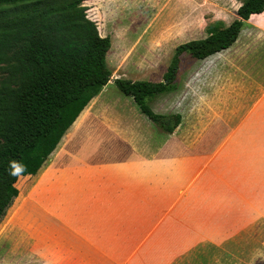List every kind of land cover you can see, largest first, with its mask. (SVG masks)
Segmentation results:
<instances>
[{"label":"crops","instance_id":"0c3cea01","mask_svg":"<svg viewBox=\"0 0 264 264\" xmlns=\"http://www.w3.org/2000/svg\"><path fill=\"white\" fill-rule=\"evenodd\" d=\"M213 20L221 21L215 14ZM206 26L203 14L186 32L204 33ZM259 49H264V11L250 16L230 48L207 58L213 59L208 66L214 72L201 74L203 80L219 92L226 78L255 68ZM224 54L228 58L217 64ZM254 96L261 101L247 114L258 109L264 114V83ZM262 122H240L220 137L164 135L142 144L144 149L117 137L107 140L109 147L101 143L103 148L86 169L54 171L53 183L60 185L55 206L64 220L60 224L69 222V242L88 245V256L101 259L99 264L110 260L115 264H256L264 260ZM258 129L262 130L259 137ZM67 187L70 202L64 196Z\"/></svg>","mask_w":264,"mask_h":264},{"label":"rangeland","instance_id":"374dc122","mask_svg":"<svg viewBox=\"0 0 264 264\" xmlns=\"http://www.w3.org/2000/svg\"><path fill=\"white\" fill-rule=\"evenodd\" d=\"M243 1L84 2L88 7V17L96 22L100 35L111 38L107 63L112 77L103 91L78 116L80 118L87 112L93 117L84 116L74 128L77 118L38 173L27 175L30 177L26 179L22 176L18 178L16 188L19 194L0 222V264L101 262L99 258L88 256L91 251L88 245L69 242V222L66 221L62 226L60 224L64 221L61 219L62 214L56 210L55 199L57 192L60 191V185L53 183L54 171L58 173L61 170L86 169L88 166L86 163L103 148L101 143L107 144L106 147L110 146L111 143L107 140L124 138L129 146L139 148L141 145L144 149L148 140L164 137V134L139 112L133 100L118 90L115 85L116 79L162 81L178 45L193 38L207 36L208 25L216 22L213 20L214 14L224 22L237 19V11ZM5 11L0 10V14ZM203 14L207 23L205 32L187 33V29L194 27L197 17H203ZM256 56L255 68L248 73L238 71L231 78H226L225 88L216 92L218 87L206 84L201 75L207 76L214 72L213 69L210 72L209 64L185 55L178 77V90L156 98L152 102V108L160 114L182 115L183 127L176 129L173 134L176 137H220L225 132H232L240 122L251 119L252 122L264 123V114H261L259 109L252 115L247 114L250 108L261 101L254 95L264 83V49H259ZM218 58L217 64L224 63L228 56L224 54ZM244 63L242 59L240 65L244 66ZM220 67L223 69L226 66ZM231 69L237 71V67L233 66ZM200 98L201 102H198ZM219 125L224 126L225 130ZM261 131L260 129L255 131L256 136L259 137ZM142 144H145L144 147ZM68 187L64 196L65 200L70 202L71 193L69 195ZM64 211L69 214L70 210ZM247 262L248 260L242 261ZM249 262H252V259ZM110 264L115 263L110 260ZM256 264H264V260Z\"/></svg>","mask_w":264,"mask_h":264},{"label":"trees","instance_id":"16d2710c","mask_svg":"<svg viewBox=\"0 0 264 264\" xmlns=\"http://www.w3.org/2000/svg\"><path fill=\"white\" fill-rule=\"evenodd\" d=\"M90 0H0V222L19 191L20 176L36 175L78 116L109 84L111 38L88 17ZM99 1V0H92ZM264 0H244L229 26L216 21L208 36L175 48L160 82L116 79L115 85L164 135L182 123L152 102L179 88L182 58L210 63L230 48ZM93 117L84 112L76 121Z\"/></svg>","mask_w":264,"mask_h":264}]
</instances>
